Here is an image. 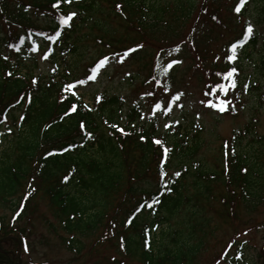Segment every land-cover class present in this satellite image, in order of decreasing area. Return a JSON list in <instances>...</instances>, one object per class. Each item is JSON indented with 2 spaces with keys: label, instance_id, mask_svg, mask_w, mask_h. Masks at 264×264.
I'll use <instances>...</instances> for the list:
<instances>
[{
  "label": "trees",
  "instance_id": "obj_1",
  "mask_svg": "<svg viewBox=\"0 0 264 264\" xmlns=\"http://www.w3.org/2000/svg\"><path fill=\"white\" fill-rule=\"evenodd\" d=\"M107 1L111 14L140 39L165 37L167 33L176 32V28H185L195 8L191 0H176L169 5L149 4L150 0ZM214 2L220 4L217 0H202L196 17L208 14L205 4L214 6ZM53 4L59 7L54 8ZM70 5L78 12L70 21V27H66L59 24V19L69 13ZM97 5L98 2L92 0L69 5L64 0H26V3L0 0V22H5L9 30L3 39L4 46L18 54V49L23 50L30 44L35 46L36 38H44L52 44L48 56L66 63L67 54L63 49L71 40L73 20L84 22L82 16L86 13H103ZM24 7L44 13L51 18V24L47 28L35 26ZM262 11L261 17L263 8ZM260 20L259 16L257 21ZM93 24L102 27L103 34L107 35L104 44L111 48L107 57L113 58L115 53L122 55L130 49L118 46L119 41L109 28L97 21ZM193 28L192 25L189 29ZM246 28L234 43L246 39ZM57 32L61 35L53 39ZM256 43L257 35L252 33L238 49L253 47ZM56 47H60L59 53ZM225 54L230 52L225 51ZM10 56L14 57L0 55V128L9 121H16L17 132L0 152V208L11 207L12 215L6 225L11 229L17 223H26L22 229L13 228L15 236L9 241L0 242V264H28L21 260L34 247L29 240L33 236V242L40 246H48L47 239L55 238L57 248L67 251L73 257L70 261L73 264H87L90 252L97 256L95 249L101 246L110 248L113 253L110 257L102 255L101 264H196L216 229L210 227L199 206L217 197L211 190L212 184L224 188L218 198L226 207L227 216L236 206L255 208L258 205L264 193V136L255 134L244 142L253 135L254 126L248 124L223 140L220 170L213 171L198 160L197 142H189L184 137L169 140L167 135L158 133L155 124L138 123L140 113L136 107L127 111V120L122 125L115 119V110L104 113L106 106L120 104L118 98L102 97L100 104L86 108L82 98L77 99L72 94L77 87L64 90L66 84L76 82L72 77L58 69L45 77L28 71L21 74L18 62L11 63ZM102 57L105 56L86 68L89 75ZM157 64L166 67L159 58L155 69ZM239 64V57L234 64L227 63L225 57L221 69L205 70L212 78L208 82L217 79L215 72L235 66L237 88L229 94L239 96L242 91ZM170 73L171 69L166 76L170 77ZM157 74L165 75L163 70ZM73 104L78 105L76 111L65 115ZM141 136L145 139L141 140ZM7 138L1 139L0 147ZM154 139H160L163 144L153 143ZM164 148L169 150L167 154ZM161 169L167 173L164 182L170 191L163 186ZM176 172L181 173L179 177L174 175ZM65 177H68L66 181ZM153 197L159 202L138 211L142 204L151 203ZM38 198L46 200L45 214L36 210ZM38 218L47 235L31 231L30 225ZM129 219H132L131 224L127 223ZM92 238V245L87 246L85 241ZM5 243L8 248L4 247ZM84 258L86 261L80 263ZM236 263L231 261V264Z\"/></svg>",
  "mask_w": 264,
  "mask_h": 264
},
{
  "label": "rangeland",
  "instance_id": "obj_2",
  "mask_svg": "<svg viewBox=\"0 0 264 264\" xmlns=\"http://www.w3.org/2000/svg\"><path fill=\"white\" fill-rule=\"evenodd\" d=\"M20 1L26 3V0ZM81 1L90 2L91 0H73L75 4L81 3ZM92 1L98 2L97 7L101 11L103 10V13H86L82 16L85 18L84 22L79 19L73 20L74 31L71 32V40L69 45L63 49V52L67 54L66 63L48 56L52 44H48L43 38L35 39L37 47L30 44L23 50L22 48L18 49L20 50L18 54L9 46H4L3 39L8 36L5 34L9 31L5 22H0V55L14 56H10L9 61L11 63L18 62L22 74L28 71L34 76L45 77L53 69H58L72 77V80H86L89 75L86 68L97 58L111 52V48L104 44L107 41V35L103 34L102 27L93 24L97 21L101 26L104 25L113 31V37L119 41L118 46L133 48L142 44L143 48L131 53L122 63L117 62L119 57L109 58L108 62L100 67L94 80L78 85L76 92L86 105L95 107L94 103L100 104L101 99L97 102V97L118 98L120 104L106 106L104 113L108 114L111 110H115V119L122 125L127 120V111L136 107L140 113V117L136 119L138 123L155 124L158 133L167 135L169 140L184 137L189 142H197L199 145L198 160L213 171L220 170L219 158L223 140L229 139L235 131L250 124L254 126L252 128L253 135L247 137L244 142L250 141L249 138L255 134L264 136V16L261 17L264 0H248L245 9H243V5V12H239V14L235 8L236 3L240 0H217L220 4L217 2H214V6L211 5L212 2L209 5L205 4L208 14L201 13L199 19L196 14L202 5V0H191L195 8L185 28H176V30L174 28L176 32L167 33L165 37L158 35L155 39L148 37L140 39L133 30H127L120 19L111 14L110 4L107 0ZM175 1L150 0L148 3L169 5ZM26 11L35 26L47 28L51 24V18L44 13L33 9H26ZM68 12L78 11L70 5ZM105 12L107 13L106 17ZM146 16L145 20L147 21L148 17ZM212 16L216 20L211 19ZM259 16L261 20L257 21ZM193 22L195 23L193 24ZM248 24L252 25L253 33L257 35V43L253 47L247 46L243 50L238 49L241 70L238 79L242 89L238 99L236 95L229 94L227 97L220 95V98L230 99L233 102L229 106V111L223 114L205 108L200 101L206 99L204 93L209 91L206 84H209V79H212L209 74L205 73V70L222 68L225 63L226 46L232 45ZM192 25L194 28L190 30ZM187 36L188 38H186ZM177 45H179V51L174 50ZM55 50L59 53L60 47H56ZM45 55L48 56L47 59H44ZM216 57L221 59L217 61ZM158 58L164 66L173 60L182 62L173 64L170 77L159 76L157 73L161 74L163 68L158 67L157 64V69H155ZM153 77L156 78L155 81ZM246 84L248 89L245 92ZM169 85L171 95L178 91L185 94L178 102V104L184 105L183 108L173 105L172 112L168 115L163 114V108L153 114L154 101L157 99L162 101L165 96L170 98V94L163 91L164 87ZM149 90L156 95H144ZM216 98V95H213V98L207 97L213 101ZM232 106L236 108L235 113L231 111ZM197 114H199V118H197ZM176 121H179V124H176ZM165 124H171L172 127L166 129ZM16 132V121H9L2 125L0 138H8L6 143L4 142L0 147V152L7 148L10 137ZM212 185L211 190L217 197L213 201H204L199 206L202 208V215L208 219L210 227H216V229L213 235L208 238L205 250L198 255L196 264H231L232 260L237 261L236 264H264V229L262 228L264 225V193L255 208L239 205L234 208L232 214L227 216L226 207L218 198L219 194H223L224 188L220 185ZM35 201L37 212L45 214L46 200L38 198ZM11 211L10 206L0 208V238L3 236L0 239L1 243L3 239L9 241L12 236H15L13 228L22 229L26 223H17V226H13L12 229L10 226H6L11 218ZM30 228L32 232L46 234L39 218L36 219V222H32ZM33 237L29 240L32 241L34 247L30 248V254L25 256L21 263L26 260L29 262L28 264H73L70 263L73 257L67 251L57 248L55 238L47 239L48 246H40L33 242ZM92 242L93 238L85 241L87 246H91ZM8 246L6 243L4 244L5 248ZM95 251L98 252V255H94V252L91 251L87 264H101L102 255L110 257L113 254L110 248L103 246L97 247ZM85 255L86 252L83 256ZM19 256L23 257L21 254ZM85 261L86 258L80 263Z\"/></svg>",
  "mask_w": 264,
  "mask_h": 264
},
{
  "label": "snow or ice",
  "instance_id": "obj_3",
  "mask_svg": "<svg viewBox=\"0 0 264 264\" xmlns=\"http://www.w3.org/2000/svg\"><path fill=\"white\" fill-rule=\"evenodd\" d=\"M64 2L68 3V4H71L73 2V0H64ZM245 2H246V0H240V4L235 8V11L237 13H239L241 11V7H243ZM52 7H54V8L59 7V4H53ZM117 7L119 8L120 6L117 5ZM76 15H77L76 12L68 13L66 16L62 15L60 17V19H59V24L70 27V21H72L73 17H75ZM252 33H253V27H252L251 24H248L247 28H246V31L244 33L246 39L244 41H242V42L238 41L236 43H233L230 46V48L226 50L227 52H230V54H228L226 56L227 63H229V64H234L235 63V61L238 58L237 57V49L243 47V44L247 42V39L251 38ZM60 35H61V33L57 32L56 36L53 37V39H56ZM141 48H143V45L142 44H138V45H136L133 48L125 50L122 55L120 53H115L114 54V58L115 57H119V60L117 62L122 63L124 61V59L127 58L131 53H133V52H135V51H137V50H139ZM174 50L175 51H179V45H177ZM4 58L7 59V57H4ZM47 58H48V56L45 55L44 59H47ZM108 59H109V57H107V56L102 57L101 59H99L98 62L96 63V65L90 69V73L91 74L87 76L86 80H79V81H76L74 83H68V84L65 85L64 90L68 91V90L76 88L77 85H83V84H86L90 80H94L96 78L97 69L100 68L102 65H105L108 62ZM220 59H221L220 57H216L217 61H219ZM181 62L182 61H179V60H173L170 63H168L166 67L162 66L164 74L165 75L168 74V70L172 68L173 64H177V63H181ZM53 71H56V69H53ZM8 75H11V73H8ZM214 75H215V77L217 79H213V80H211V82L209 84H206V87L209 88V91H206L204 93V96H205L206 99H202L200 101V103L203 104V106L205 108L212 109V110H215V111L223 114V113L229 111V106L232 105L233 102L230 99H222V98H220V95H218V94H223L224 97H227L229 95L230 91H232V92L235 91V89L237 88L236 77L238 76V69L235 66H232V67H230V68H228L226 70L217 71V72H215ZM153 80L155 81L156 78L153 77ZM33 83L34 84L36 83L35 78L33 79ZM247 89H248V85L246 84L244 86V91L246 92ZM163 91H164V93L170 94V98H169V96H165L162 101L159 100V99L154 101V103H153V109H154L153 114H155V111L161 110L163 108L164 109L163 114L164 115H168L169 113L172 112V106L173 105L178 106L181 109L183 108L184 105L182 103L178 104V102L181 100V98L185 95L183 92L178 91L174 95H171V87H170V85L167 86V87H164ZM72 94L77 96V99H79V96H78V94L76 92H73ZM144 95L155 96L156 93H154V92L149 90V91L145 92ZM213 95L217 96L215 101H213L211 99H207V97H210V96H213ZM100 99H101L100 97H97V102H99ZM237 99H238V95H237ZM77 107H78V105L73 104L72 107L68 110V113H65V115L76 111ZM84 107L87 108L88 106L84 105ZM89 110H91V109H89ZM231 111L233 113H235L236 112V108L234 106H232L231 107ZM197 118H199V114H197ZM141 119H144V117H141ZM176 124H179V121H176ZM111 126L113 128L117 127L116 125H111ZM164 127L166 129H168V128H171L172 125L171 124H165ZM81 128L82 129L84 128L83 123L81 124ZM117 130L121 131L122 134H127V133L123 132V129L117 128ZM88 135L90 136V134H88ZM144 139H145V137L141 136V140H144ZM153 143H155L157 145H162L163 141H161L160 139H154ZM168 151L169 150L167 148H164V153L165 154H167ZM233 152H234V149H233ZM244 171H246V169ZM180 174H181L180 172L174 173V175L177 176V177H179ZM166 175H167V173L164 172L163 169H161L160 177H161V181L163 182V186L166 188V190L170 191L171 189H169L167 187V183L164 182V177ZM67 179H68V177H65V181ZM158 202H159L158 198L157 197H153L151 203H146V205L142 204L140 206V209H138V211L139 210H143L145 206L148 207V208H152L154 206V204L158 203ZM16 215H19V213H17ZM127 223L131 224L132 223V219H129L127 221ZM121 246L123 247V244ZM237 258L239 259V257H237Z\"/></svg>",
  "mask_w": 264,
  "mask_h": 264
}]
</instances>
